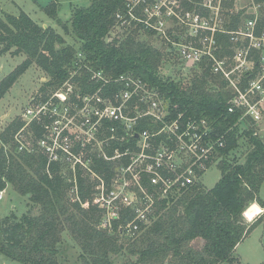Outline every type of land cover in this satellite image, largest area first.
<instances>
[{"label":"trees","instance_id":"trees-1","mask_svg":"<svg viewBox=\"0 0 264 264\" xmlns=\"http://www.w3.org/2000/svg\"><path fill=\"white\" fill-rule=\"evenodd\" d=\"M193 1L182 0V6L185 10L198 9L200 0ZM59 2L52 0L44 7L53 19L57 18ZM129 3V0H90L88 5L78 7L71 24L82 41L80 51L93 68L104 70L106 75L116 77L131 71L157 85L182 108L188 107V115L213 121L215 136L232 127L222 150L225 157L218 163L222 176L212 188L193 187L172 205L159 201L157 217L135 238L118 230L119 223L127 219L129 210L125 209L110 234L99 227L101 211L93 204L92 186L80 172V200L74 201L70 195L73 185L61 174L59 164H52L49 174L47 157L40 149L18 150L14 135L24 121L15 118L0 132V190L11 185L18 193L28 195L38 211L30 209L19 218L15 214L0 216V253L8 258L25 264H62L60 248L63 232L67 230L81 248L82 264H226L237 260L238 244L264 222V198L260 195L264 183V140L256 133L257 126L249 124L242 132L238 126L234 127L241 112L228 111L232 90L222 75L212 71L207 60L191 69L187 76L172 77L162 72L166 50L146 37L140 38L143 25L138 24L121 42L108 41L111 29L122 21L118 14L129 12ZM234 24L231 22L230 27ZM62 25L68 30L67 24ZM146 33L150 37L155 34L150 29ZM161 40L166 49L165 40ZM219 41L222 49L218 56L231 54L228 36L219 35ZM8 52L24 53L27 57L0 79V100L33 63L50 75L39 91L44 98L50 88H59L71 75L78 50L65 45L63 35L55 29L39 25L21 10L18 15L0 16V57ZM76 80L83 92H94L102 86L100 80L91 79L87 69H82ZM110 85L102 88L103 94L119 87ZM146 126L142 122L139 128ZM30 128L37 138L41 136L40 124L33 122ZM242 137L248 141L243 161L239 162L236 156L230 160V152L236 153ZM3 143L12 145L6 151ZM116 165L117 162L95 158L93 167L109 179ZM246 218L254 219L248 222ZM121 254L127 258L117 261Z\"/></svg>","mask_w":264,"mask_h":264},{"label":"built area","instance_id":"built-area-1","mask_svg":"<svg viewBox=\"0 0 264 264\" xmlns=\"http://www.w3.org/2000/svg\"><path fill=\"white\" fill-rule=\"evenodd\" d=\"M129 1L131 12L133 0ZM198 4V9L185 10L181 0L183 11H170L183 32L159 33L167 44L163 60L180 66L182 76L207 60L232 90L228 111L241 112L234 127H258L264 110V0H200ZM160 9L156 3L155 13L160 14ZM231 22L235 23L232 28ZM221 34L228 36L232 51L222 57L218 56ZM107 40L112 37L108 35ZM72 67L59 88L44 98L39 95L36 109L23 113L20 118L24 124L14 141L20 151L40 149L47 157L49 174L52 164H59L61 174L73 185L74 201L80 200V172L92 186L93 204L101 211L99 227L110 234L128 209L118 230L135 238L157 217L159 201L169 206L193 187L205 188L202 177L225 157L222 150L233 128L215 136L213 121L188 115V107L182 108L157 85L131 71L116 77L106 75L104 70L93 68L82 51ZM82 69L102 86L94 92L81 91L76 76ZM110 84L119 87L103 94L102 88ZM33 122L41 125L39 138L30 128ZM142 122L147 126L140 129ZM4 147L7 151L10 146ZM95 158L117 162L109 179L95 170ZM5 191L0 190V199Z\"/></svg>","mask_w":264,"mask_h":264},{"label":"rangeland","instance_id":"rangeland-1","mask_svg":"<svg viewBox=\"0 0 264 264\" xmlns=\"http://www.w3.org/2000/svg\"><path fill=\"white\" fill-rule=\"evenodd\" d=\"M51 1L52 0H0V16L5 17L6 13L18 15L21 10H24L39 25L43 27H52L63 35L65 45L74 46L80 51L82 41L75 35L72 29L71 19L75 10L78 7L88 5L90 0H59L58 15L55 19L51 18L44 10V7ZM156 3L161 6L160 14L155 13ZM180 3L181 0H178L177 3H175L174 0H146L141 2L133 0L130 8L132 13L128 12L122 14V12V16L119 17V19L122 18L123 22H120L111 29L110 36L112 40L118 39L119 42L123 41L130 33L138 28L139 24L140 26H144V28H141L139 31L141 39H145L146 37L155 46L162 48L163 51L166 50L167 48L165 49V45L162 44V40L158 35L163 31L169 34L183 32V26L176 23L170 14V11H183V7H180ZM62 23L67 24L68 30L64 29ZM148 29L155 32L152 37L149 36L150 34L146 33ZM57 46L60 47L62 45L58 44ZM26 57L27 55L24 53L14 54L8 52L1 55L0 79L22 63ZM173 64L172 62L164 60L161 66L162 72L172 77L182 76L184 73L179 69L180 66L177 67ZM187 73L188 71L185 74ZM49 79L50 75L37 63H33L29 69L21 75L19 80L12 86L4 98L0 100V132L15 118L21 117L28 108L36 109L40 101V98H38L40 97L39 91ZM50 89L51 92L55 90L54 88ZM238 127L240 132H242V130L248 126L246 124H239ZM256 130L264 140V110L262 120ZM7 145L11 147L12 143H8ZM247 148L248 141L246 137H242L236 153L229 156V159L232 160L233 156H236L239 162L243 161ZM221 176L222 172L218 164L212 165L205 171L202 177L205 188H212ZM5 190L4 197L0 199L1 217L15 214L16 217L19 218L30 209L33 212L38 211V207L33 205L28 195L24 196L18 193L11 185ZM70 195L72 196L71 192ZM260 195L264 198V183L261 186ZM252 220L247 219L248 222H252ZM60 250L62 264H82L81 248L67 230L63 232V241ZM235 256L237 257L235 262L226 264H260L264 261V222L256 226L253 231L238 244ZM126 258V254H121L116 260L124 261ZM0 264L25 263L13 260L0 253Z\"/></svg>","mask_w":264,"mask_h":264}]
</instances>
